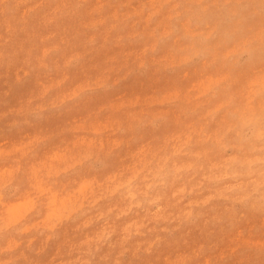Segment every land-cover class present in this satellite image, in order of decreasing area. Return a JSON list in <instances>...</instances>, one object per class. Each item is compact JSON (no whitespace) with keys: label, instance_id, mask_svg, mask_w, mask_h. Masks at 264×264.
Wrapping results in <instances>:
<instances>
[{"label":"clouds","instance_id":"9594fccd","mask_svg":"<svg viewBox=\"0 0 264 264\" xmlns=\"http://www.w3.org/2000/svg\"><path fill=\"white\" fill-rule=\"evenodd\" d=\"M0 82V264L264 257V0H0Z\"/></svg>","mask_w":264,"mask_h":264},{"label":"rangeland","instance_id":"374dc122","mask_svg":"<svg viewBox=\"0 0 264 264\" xmlns=\"http://www.w3.org/2000/svg\"><path fill=\"white\" fill-rule=\"evenodd\" d=\"M0 86H3V82H0ZM6 91V86L4 87ZM103 123V121H101ZM87 125L79 123L74 125L70 130L64 131L59 135L56 133H39L36 135L32 144L29 147H35L37 158L39 159V169L37 175L41 173H48L51 171H59L65 167H68L71 163V151L76 147V140H83L87 138L86 132ZM63 145V147H61ZM67 199H62L58 196H53L50 214L48 220L50 223H54L60 213L67 207ZM27 205H21L12 210V214L20 215ZM108 249L105 248L97 255V261L100 256L105 255ZM54 251L38 257L40 264H48L51 256L54 255ZM168 253L166 252L165 255ZM187 253L183 250H176L172 255V259L175 264H185ZM114 258V257H113ZM123 264H141V261L133 257L130 253L124 258ZM257 264H264V257L257 260Z\"/></svg>","mask_w":264,"mask_h":264}]
</instances>
